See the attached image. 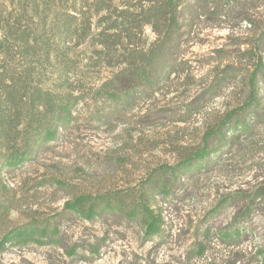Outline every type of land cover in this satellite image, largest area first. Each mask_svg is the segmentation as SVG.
Listing matches in <instances>:
<instances>
[{
	"label": "rangeland",
	"instance_id": "rangeland-1",
	"mask_svg": "<svg viewBox=\"0 0 264 264\" xmlns=\"http://www.w3.org/2000/svg\"><path fill=\"white\" fill-rule=\"evenodd\" d=\"M256 5L264 18V0ZM248 27L243 21L202 29L184 48L183 72L161 79L157 92L132 107L93 95L90 88L113 69L82 68L75 121L35 160L1 174L6 201L0 206L11 209L0 215V239L28 223L56 225L58 235L0 247V264H263L264 115L248 131H236L205 167L196 164L175 181L161 177L200 146L209 126L244 104ZM146 33L152 40L149 28ZM225 69L229 75L220 79ZM259 86L264 105V79ZM78 196L113 204L99 203L87 219L65 208ZM142 201L164 221L151 238L144 235ZM232 228L241 235L222 237Z\"/></svg>",
	"mask_w": 264,
	"mask_h": 264
},
{
	"label": "trees",
	"instance_id": "trees-1",
	"mask_svg": "<svg viewBox=\"0 0 264 264\" xmlns=\"http://www.w3.org/2000/svg\"><path fill=\"white\" fill-rule=\"evenodd\" d=\"M257 1L0 0V202L6 201L2 172L35 160L57 140L60 129L75 121L74 110L82 98L78 81L82 68L113 69L109 79L90 89L95 97L132 107L143 95L157 92L161 79L183 72L184 48L195 43L202 29L233 28L246 21L249 47L243 53L251 69L244 104L209 126L200 146L161 177L175 181L196 164L198 169L205 167L212 154L238 136L236 131H248L252 121L264 115L259 98V82L264 79V18L255 12ZM228 75L225 69L220 79ZM99 203L113 204L78 196L65 208L91 219ZM140 208L145 237L160 233L161 215L147 201L139 202ZM10 209L2 204L0 215ZM248 214L245 207L241 215ZM241 233L240 228H232L222 237L232 239ZM57 235L56 225L28 223L6 231L0 247L42 244Z\"/></svg>",
	"mask_w": 264,
	"mask_h": 264
}]
</instances>
